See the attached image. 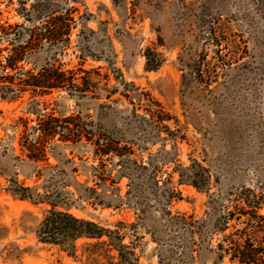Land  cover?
Wrapping results in <instances>:
<instances>
[{
	"label": "rangeland",
	"instance_id": "1",
	"mask_svg": "<svg viewBox=\"0 0 264 264\" xmlns=\"http://www.w3.org/2000/svg\"><path fill=\"white\" fill-rule=\"evenodd\" d=\"M53 3L50 12L76 11L68 43L16 68L54 64L89 91L0 99V264H119L106 237L77 240L72 255L38 242L51 209L108 230L136 264H230L218 258L222 236L256 226L250 209L240 217V194L264 218V0ZM17 8L0 0V27L24 23ZM11 53L12 43L0 42L1 70ZM46 126L75 137L56 135L33 159V130ZM106 149L116 152L98 155ZM197 164L208 176L205 193L178 185L173 172ZM155 179L171 190L167 210ZM11 181L43 201L14 199Z\"/></svg>",
	"mask_w": 264,
	"mask_h": 264
},
{
	"label": "trees",
	"instance_id": "2",
	"mask_svg": "<svg viewBox=\"0 0 264 264\" xmlns=\"http://www.w3.org/2000/svg\"><path fill=\"white\" fill-rule=\"evenodd\" d=\"M53 1L15 0L18 5V15L23 19L24 23L13 25L9 29L0 27V42L7 41L12 43V53L3 62V64L9 66L5 67V69H0L1 100L15 101L21 94L27 91L34 94L40 93L41 95L51 91L68 92L69 95L85 94L86 91H89L87 83L82 84L83 87H80L72 74L62 71L60 66L54 68V64H48L43 68L31 71L16 68L19 64H27L28 56L42 51L46 46H60L63 48L68 43L71 31L76 28L77 23L73 18V14L76 11L70 8L61 10L55 6L51 10L52 12H50V9L53 7L52 5L55 4ZM62 1L66 5L79 3V0ZM31 24H35V26H31ZM89 34L93 35L94 33L90 31ZM145 57L147 61L146 65L150 67V71L156 70L157 65L155 64V59ZM7 69L9 71H6ZM56 129L55 126L52 128L46 126L40 131L39 129L33 130L34 132H39L40 136H37L33 146L29 150L30 155H32L30 156L31 158L39 159V157H42L48 142L56 135L58 137L63 136L64 141H70L72 137H75V134L72 133L73 131L68 128H65V136L60 135V132H57ZM114 151L116 152V150L109 151L106 149L100 150L97 153L99 156H103L111 152L114 153ZM120 159L123 160L124 158ZM140 171H148L147 166H142ZM173 172L178 176V185H187L193 187L198 192H206L204 186L206 180H208V176L200 165H196L195 171H192V167H177ZM156 175L157 172L154 171L153 176ZM197 178L204 181L203 186L196 183ZM10 183L11 185L7 192L14 199L31 201V198L34 197L35 201H43L42 197L35 196V190L20 186L14 181ZM153 183L155 190L160 196L166 197L167 205H165L167 210L168 203L173 198L170 188L164 185L160 186L156 179L153 180ZM240 196L242 197L240 199L244 205L239 211L241 213L240 217L249 215L243 209H250L255 220L252 222V225L256 226H250L247 229L249 224H245L244 229L236 230L227 236H222V243L218 246V251L220 252L218 258L222 260L228 258L230 264H264V227L262 226L264 224V218L257 215L260 210V204L252 206L253 202H250L244 194H240ZM165 213L169 215L168 212ZM228 222L229 219L227 218L226 220L224 218L221 223L218 221L216 223V230L224 234L227 231ZM175 224H180V220H176ZM201 229L202 227L197 228L196 232L199 243H202V235L199 232ZM185 230L190 235H194L189 229ZM110 234L108 230L99 227L93 222L80 220L66 212H57L54 209L48 211L36 231L38 242L59 246L64 251H67L69 255L74 253V243L79 239H101L106 237L109 241V247L117 253L119 264H136L130 258L131 255L125 252L127 248L121 244V239L118 238L117 241L115 239L113 240ZM184 254L186 255L187 252L184 251L178 254L179 258L181 259ZM159 261L161 262V258Z\"/></svg>",
	"mask_w": 264,
	"mask_h": 264
}]
</instances>
